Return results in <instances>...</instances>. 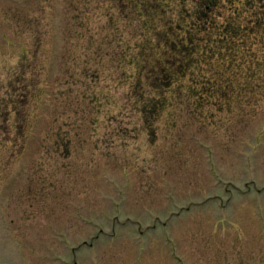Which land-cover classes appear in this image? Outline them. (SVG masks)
<instances>
[{
	"label": "rangeland",
	"instance_id": "374dc122",
	"mask_svg": "<svg viewBox=\"0 0 264 264\" xmlns=\"http://www.w3.org/2000/svg\"><path fill=\"white\" fill-rule=\"evenodd\" d=\"M88 13L0 0V264H264V79L143 116Z\"/></svg>",
	"mask_w": 264,
	"mask_h": 264
},
{
	"label": "trees",
	"instance_id": "16d2710c",
	"mask_svg": "<svg viewBox=\"0 0 264 264\" xmlns=\"http://www.w3.org/2000/svg\"><path fill=\"white\" fill-rule=\"evenodd\" d=\"M89 3L79 23L97 44L92 53L98 61H117L119 82L143 116L158 117L181 79L191 80V91L204 99L200 105L217 95L221 108L247 85L237 80L264 79V0Z\"/></svg>",
	"mask_w": 264,
	"mask_h": 264
}]
</instances>
